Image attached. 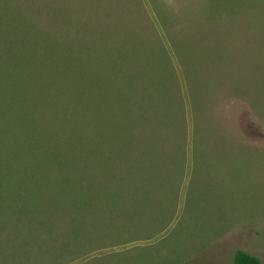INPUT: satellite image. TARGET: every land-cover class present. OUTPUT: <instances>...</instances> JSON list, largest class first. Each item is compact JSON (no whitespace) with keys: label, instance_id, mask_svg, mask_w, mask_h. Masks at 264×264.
Listing matches in <instances>:
<instances>
[{"label":"rangeland","instance_id":"1","mask_svg":"<svg viewBox=\"0 0 264 264\" xmlns=\"http://www.w3.org/2000/svg\"><path fill=\"white\" fill-rule=\"evenodd\" d=\"M264 264V0H0V264Z\"/></svg>","mask_w":264,"mask_h":264},{"label":"trees","instance_id":"2","mask_svg":"<svg viewBox=\"0 0 264 264\" xmlns=\"http://www.w3.org/2000/svg\"><path fill=\"white\" fill-rule=\"evenodd\" d=\"M233 264H262L260 259L243 250H236L232 257Z\"/></svg>","mask_w":264,"mask_h":264}]
</instances>
